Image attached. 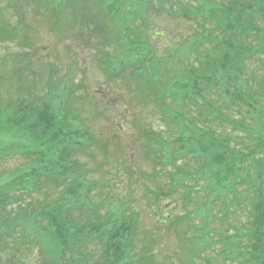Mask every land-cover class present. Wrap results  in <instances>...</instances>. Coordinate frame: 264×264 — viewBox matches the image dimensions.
I'll return each mask as SVG.
<instances>
[{
	"label": "trees",
	"instance_id": "obj_1",
	"mask_svg": "<svg viewBox=\"0 0 264 264\" xmlns=\"http://www.w3.org/2000/svg\"><path fill=\"white\" fill-rule=\"evenodd\" d=\"M92 1L121 33L114 41L109 37L108 47L116 42L122 52L112 65L122 71L124 59H131L130 80L141 81L142 99L153 98L168 127L162 133L140 128L154 167L146 176L155 179L164 172L167 178V188L157 186L152 204L181 190L190 205L195 193L205 192V201L168 223H187L192 233L178 231L186 249L179 262L214 264L201 253L217 242L224 260L264 264V74L253 65L264 68V0L180 5L187 18L202 24L193 40L185 41L181 67L152 55L145 22L134 23L135 1L118 0L116 7ZM49 89L55 94L57 87ZM64 91L68 98L73 89ZM25 98L0 104V165L9 155L24 156L10 170L0 166V264H25L32 256L31 264H153L154 245L138 237V212L118 196L93 198L97 183L77 159L97 143L91 128L76 119L78 112L65 98L56 103L52 93H44L24 104ZM185 158L197 166L184 168ZM238 211L247 213L244 223L229 224L226 229L233 232L215 233L213 222L223 225ZM14 234L13 243L6 244Z\"/></svg>",
	"mask_w": 264,
	"mask_h": 264
},
{
	"label": "rangeland",
	"instance_id": "obj_2",
	"mask_svg": "<svg viewBox=\"0 0 264 264\" xmlns=\"http://www.w3.org/2000/svg\"><path fill=\"white\" fill-rule=\"evenodd\" d=\"M133 1L138 8V19L134 23L145 22L144 38L149 41L152 55L181 67L185 41L193 40L192 36L201 31L202 24L198 26L200 18H187L180 5H194L195 1ZM105 2L114 7L118 4V0ZM98 10L92 0H0V31H4L0 34V104L15 103L22 97H26L24 104H28L44 93H52L56 103L65 98L66 106L78 112L76 119L87 124L97 140L77 154L79 162L85 163L86 169L91 171L89 178L97 183L94 200L118 196L127 201L128 210L139 214L140 242L154 245L153 264H181L179 258L182 253L186 254V249L178 239V231L188 230V224L171 227L168 223L194 210L205 201L206 195L203 190L198 191L195 201L188 205L180 190L157 206L152 204L157 186L167 188V178L164 172L155 179L146 176L151 175L154 167L146 157L140 128L145 126L162 133L168 131V127L152 103L153 98L142 99L141 81L130 80L134 69L131 59H124V71L112 65L122 52L116 42L108 47L109 37L114 41L121 33L112 29L111 23L103 20ZM103 57L104 62L101 61ZM188 57L193 60L192 55ZM103 65H109L108 70L104 71ZM253 65L255 72L264 74L260 64ZM51 84L57 87L55 94L49 91ZM65 88L73 89L68 98L64 97L65 91L61 92ZM29 91L33 94L27 97ZM184 160L181 161L186 162L184 168L197 166L191 159ZM22 162L24 156L9 155L0 166L10 170ZM165 215L171 217L167 219ZM246 217V212L238 211L224 220L223 225L215 221L211 226L217 233L229 224L244 223ZM188 233L192 234L190 230ZM16 236L6 237L4 242L11 245ZM186 247L191 245L186 243ZM222 249L216 242L201 254L214 259V264H234L219 256ZM32 257L25 264H31ZM197 262L202 263L198 259Z\"/></svg>",
	"mask_w": 264,
	"mask_h": 264
}]
</instances>
